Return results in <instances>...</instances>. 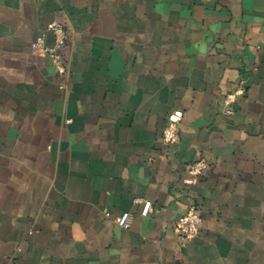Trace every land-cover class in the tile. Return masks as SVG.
<instances>
[{"label":"crops","instance_id":"1","mask_svg":"<svg viewBox=\"0 0 264 264\" xmlns=\"http://www.w3.org/2000/svg\"><path fill=\"white\" fill-rule=\"evenodd\" d=\"M0 264H264V0H0Z\"/></svg>","mask_w":264,"mask_h":264},{"label":"built area","instance_id":"2","mask_svg":"<svg viewBox=\"0 0 264 264\" xmlns=\"http://www.w3.org/2000/svg\"><path fill=\"white\" fill-rule=\"evenodd\" d=\"M48 29L53 34V46L46 49V51L55 59L58 56L55 54L57 48L61 47L68 40V33L64 25L60 22H55L49 25ZM235 98V93L226 94L222 100L223 107L227 110L230 109ZM183 116L181 110H174L168 117L167 123L162 131V141L167 144L176 143L179 141V122ZM208 168V163L202 159L197 158L186 166V178L188 182L193 183L198 181ZM153 206L151 201L142 200L140 202L139 215L147 217L152 212ZM133 221V215L130 212L121 213L117 219V225L127 230L130 228ZM201 223V216L196 205H192L188 211L180 217L176 224L175 229L181 240H189L198 235Z\"/></svg>","mask_w":264,"mask_h":264}]
</instances>
